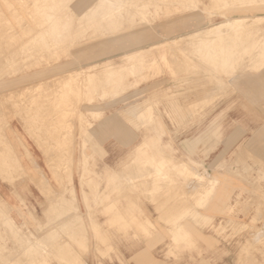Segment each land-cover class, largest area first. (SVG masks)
<instances>
[{"label":"rangeland","instance_id":"obj_1","mask_svg":"<svg viewBox=\"0 0 264 264\" xmlns=\"http://www.w3.org/2000/svg\"><path fill=\"white\" fill-rule=\"evenodd\" d=\"M100 1L0 0V102L7 100L4 106L0 103V111L6 113L0 112V126L5 124L0 127V182L4 185L0 190V264H264V152L255 136L264 127V96L255 97L253 88L234 79L244 76L254 87L260 81L264 89V55L246 58V62L240 54L243 44L236 36L215 46L228 54L225 50L224 54H198L188 42L177 49L166 47L155 52L156 60L144 64L136 75L130 73L120 81L112 77H95L89 82L74 79L65 89L57 87L64 68L55 71L80 54H98L102 45L126 35L162 32L185 20L217 24L225 20L223 13L230 17L264 15V0H123L126 9L119 10L121 15L107 19L104 16L115 11L114 6ZM138 3L141 6L136 8ZM38 5H47V14L55 17L52 27H45L48 16L39 12ZM90 9L96 10V18H88ZM249 30L252 34L247 39L259 40L264 47V20L258 17H248L223 31ZM6 32L13 34L11 39ZM9 40H13L10 46ZM122 53V49L112 53L113 61L120 62ZM80 60L81 65L87 64ZM4 81L10 84L2 86ZM43 86L54 92L50 94L51 101L57 98L54 103ZM12 93H16L13 98ZM44 103L54 105L52 111L47 105L42 107ZM42 108H48L50 115ZM144 141L147 151L135 154ZM154 160L166 164L158 170ZM196 173L203 174L202 178ZM215 177L219 179L216 183ZM43 183L50 189L45 184L43 188ZM52 211L60 216L53 218ZM74 223L79 224L76 230ZM180 225L189 232L185 236L189 239L175 237L174 230ZM53 228L59 230L54 229L56 236ZM22 240L30 243L26 246ZM38 253L42 254L39 258Z\"/></svg>","mask_w":264,"mask_h":264},{"label":"bare ground","instance_id":"obj_2","mask_svg":"<svg viewBox=\"0 0 264 264\" xmlns=\"http://www.w3.org/2000/svg\"><path fill=\"white\" fill-rule=\"evenodd\" d=\"M50 1V0H49ZM75 1V0H74ZM98 1H100V0H98ZM104 1H106V3L107 2H110L109 4H112L114 7V9H115V11H113V12H109L108 13V15H105L104 16V18L107 16H109L108 18H111V16L112 17H116L117 15H121L120 13H118L119 12V10L121 11L122 9V7H124L123 6V0H104ZM129 1V0H128ZM131 1V0H130ZM132 1H134V0H132ZM164 1H167V0H164ZM189 1H192V0H189ZM220 1H222V0H220ZM219 1V2H220ZM242 1V0H241ZM249 1H251V0H249ZM253 1V0H252ZM258 0H256V2H257ZM261 1V0H260ZM263 1V0H262ZM78 2V1H77ZM101 2V1H100ZM100 2H98V3H100ZM142 2V1H141ZM152 2V1H151ZM151 2L149 1V6L151 5ZM183 2V1H182ZM197 2V1H196ZM225 2V1H224ZM244 2L245 3H247V1L246 0H244ZM244 2H242L243 4H244ZM32 3H33V1H32ZM51 3V2H50ZM63 3V2H62ZM68 3V2H67ZM72 3H74V2H72ZM81 3V2H80ZM98 3H97V5H98ZM103 3V2H102ZM105 3V2H104ZM103 3V4H104ZM135 3V2H134ZM154 3V2H153ZM156 3H157V1H156ZM185 3H186V1H185ZM190 4H191V2H189ZM216 3V2H215ZM7 4V3H6ZM21 4V3H20ZM36 4V3H35ZM54 4V3H53ZM78 4V3H77ZM129 4V3H128ZM128 4H126L125 6L127 7V5ZM142 4H144L143 2H142ZM147 4V3H146ZM145 4V5H146ZM164 4H165V2H164ZM170 4V3H169ZM179 4H181V3H179ZM189 4V5H190ZM193 4V3H192ZM217 4V3H216ZM222 4H224V3H222ZM235 4V3H234ZM260 4V3H259ZM12 5V4H11ZM55 5V4H54ZM73 5V4H72ZM71 5V6H72ZM96 5V4H95ZM134 5V4H133ZM132 5V6H133ZM141 6V3L139 4L138 3V6H136V8L138 7H140ZM221 5V4H220ZM219 5V6H220ZM236 5V4H235ZM258 5V4H257ZM53 6V5H52ZM70 6V5H69ZM74 6V5H73ZM102 6V5H101ZM131 6V7H132ZM186 6H188V5H186ZM195 6V5H194ZM222 6V5H221ZM11 7H13V6H11ZM37 7H39L40 9H39V12H41V13H48V10H46V9H44L45 7H47V5H38ZM56 7V6H55ZM94 7V6H93ZM92 7V8H93ZM103 7V6H102ZM147 7V6H146ZM236 7V6H235ZM234 7V8H235ZM248 7V6H247ZM246 7V8H247ZM251 7V6H250ZM262 7V6H261ZM264 7V6H263ZM28 8V7H27ZM48 8V7H47ZM52 8V7H51ZM50 8V9H51ZM57 8V7H56ZM61 8V7H60ZM70 8H72V7H70ZM94 8H96V7H94ZM112 8V9H113ZM125 8V7H124ZM129 8V7H128ZM193 8V7H192ZM221 8V7H220ZM229 8V7H228ZM254 8V7H253ZM18 9V8H17ZM74 9V8H73ZM100 9V8H99ZM110 9V8H109ZM126 9V8H125ZM249 9V8H248ZM11 10H13V8L11 9ZM89 10V9H88ZM91 10V15L89 14L88 15V12H90V11H88V12H86L87 13V15L89 16L88 18H93L94 19V16L96 15V10L94 11H92V9H90ZM127 10H129V9H127ZM149 10V9H148ZM18 11V10H17ZM54 11V10H53ZM61 11H64V10H61ZM85 11V10H84ZM100 11V10H99ZM107 11V10H106ZM124 11V10H123ZM130 11H131V8H130ZM129 11V12H130ZM132 11H135L134 9L132 10ZM131 11V12H132ZM142 11V10H141ZM247 11V10H246ZM11 12V11H10ZM55 12H57V11H55ZM124 12H126V10L124 11ZM128 12V13H129ZM130 12V13H131ZM214 12V11H213ZM76 13V12H75ZM134 13V12H133ZM144 13V12H143ZM145 13H146V11H145ZM198 13H200V12H198ZM197 13V14H198ZM211 13H212V11H211ZM211 13H209V14H211ZM76 14H78V13H76ZM226 17H224L225 18V20H223V21H221V22H219V23H217V24H212V25H207L206 23L204 24V23H200V21L199 20H193V21H189V20H185V21H182V22H180V23H177V24H174V25H171L170 27H164L163 28V30H162V32L161 31H157L156 33L155 32H152V31H148V32H146V33H141L140 35H137V36H128V35H126V36H123V37H120V38H117V39H113L112 41H109L107 44H104V45H102V47H101V49L102 50H100V51H98V54H97V52H93V51H91V52H89V54L88 55H86L85 56V54H80V55H78L77 56V58L76 59H74L73 61H69V62H66V64H64V65H62V66H60V67H58V68H56L55 69V71H60V70H62L63 68V70H64V74H63V76L61 77L62 78V80H60L58 83H59V85L57 86V87H60V88H63V87H65V89H66V86L68 85V83H70V85H71V82H69V81H72V80H74V79H78L79 81H90L91 79H92V81H93V79L95 78V77H107V78H110V77H112V78H115L114 80H118V81H120V80H124V77H126L128 74H133V75H136L137 74V70L138 69H140L144 64H146V63H148V62H152L153 60H156L155 58H153V57H155L154 55L156 54L155 52H161L162 50H164L166 47H170L171 49L172 48H174V49H177L178 48V45L179 44H181L182 42H188V43H191L190 45H193V49H195V51L198 53V54H209V55H213L214 53H218V52H222L223 54H224V50L225 49H223L222 50V47L219 49V48H217V47H215V46H217L218 44H219V42L221 43V44H224V43H227L228 42V40L229 39H235V37H236V41H240L242 44H243V46H241V55L243 56L242 58H244V60L246 59V58H248V59H253V58H255V57H257V56H259V55H264V47H261V41H259V40H256V39H254V40H248L247 39V37H250V35L252 34V31H251V33H250V30L248 31V32H238L237 33V31H236V34H230V32H227V33H225L223 30L224 29H226L227 27H230L231 26V24H235V23H242V22H244V21H246V19L248 18V17H258L259 18V20H264V15H259V14H254V15H242V16H233V17H230V16H227V13H223ZM0 15H1V13H0ZM58 15V14H57ZM136 15V14H135ZM15 16V15H14ZM47 16H48V20H47V23H48V26H45V27H52V25H53V20H54V16H53V14H47ZM63 16V15H62ZM79 16H80V14H79ZM83 16V15H82ZM84 16H85V14H84ZM101 16V15H100ZM140 16V15H139ZM142 16V15H141ZM19 17V16H18ZM78 17V16H77ZM97 17H98V15H97ZM107 17H106V19H107ZM6 18V17H5ZM17 18V17H16ZM79 18V17H78ZM77 18V20H79V19H81V18H79L78 19ZM95 18H96V16H95ZM99 18V17H98ZM103 18V19H104ZM131 18V17H130ZM7 19V18H6ZM115 19H117V18H115ZM122 19V18H121ZM140 19V18H139ZM147 19V18H146ZM8 20V19H7ZM20 19L18 18V21H19ZM72 20V19H71ZM70 20V21H71ZM91 20V19H90ZM90 20H88L89 21V23H90ZM110 20V19H109ZM141 20V19H140ZM143 20V19H142ZM149 20V19H148ZM1 21V20H0ZM5 21V20H4ZM45 21H46V19H45ZM63 22H64V20H62ZM67 21H69V20H67ZM80 21H82V23H83V20H79V21H77L78 23L80 22ZM88 21H84V22H88ZM95 21V20H94ZM102 21V20H101ZM112 21V20H111ZM117 21V20H116ZM147 21V20H146ZM151 21H153V20H151ZM59 22V21H58ZM96 22V21H95ZM98 22H100V21H98ZM107 22H108V20H107ZM133 22H134V20H133ZM137 22V21H136ZM2 23V22H1ZM9 23H10V21H9ZM6 24L7 25V27H8V25H10V24ZM22 23H24V22H22ZM62 23V22H61ZM77 23V24H78ZM81 23V24H82ZM88 23V24H89ZM92 23V22H91ZM131 23V22H130ZM3 24V23H2ZM105 24V23H104ZM138 24V23H137ZM145 25H147L148 26V24H146V23H144ZM28 25V24H27ZM70 25V24H69ZM79 25V24H78ZM85 25V24H84ZM97 25V24H96ZM96 25H95V27H96ZM107 25V24H106ZM133 25V24H132ZM135 25V24H134ZM141 25V24H140ZM3 26V25H2ZM11 26V25H10ZM9 26V27H10ZM72 26V25H71ZM70 26V27H71ZM74 26V25H73ZM86 26V25H85ZM91 26H92V24H91ZM118 26V25H117ZM149 26H151V25H149ZM65 27L66 28H69V27H67L66 25H65ZM90 27V26H89ZM92 27H94V25L92 26ZM91 27V28H92ZM129 27V26H128ZM239 27H241V26H239ZM246 27V26H245ZM11 28V27H10ZM81 28V27H80ZM84 28V27H83ZM100 28V27H99ZM98 28V29H99ZM101 28H102V26H101ZM105 28V27H104ZM127 28V27H126ZM242 28V27H241ZM25 29V28H24ZM79 29V28H78ZM124 29V28H123ZM143 29V28H142ZM234 28H232V29H230V30H233ZM237 29V28H236ZM26 30V29H25ZM59 30V29H58ZM58 30H57V32H58ZM62 30V29H61ZM69 30V29H68ZM72 30V29H71ZM73 30H74V28H73ZM103 30V29H102ZM137 30V29H136ZM241 30V29H240ZM1 31H3V30H1ZM7 31V30H6ZM13 31H15V28H14V30ZM12 31V32H13ZM60 31V30H59ZM62 31H65V30H62ZM67 31V30H66ZM87 31V30H86ZM94 31V30H93ZM132 31V30H131ZM225 31H227V30H225ZM234 31V30H233ZM244 31V30H243ZM245 31H246V29H245ZM10 32H11V30H10ZM9 32V33H10ZM11 32V33H12ZM46 32V31H45ZM53 32V31H52ZM55 32V31H54ZM80 32V31H79ZM83 32V31H82ZM92 32V31H91ZM127 32V31H126ZM126 32H124V33H126ZM8 32H6V34H7ZM17 33V32H16ZM43 33V32H42ZM48 34H49V32H47ZM64 33V32H63ZM66 33V32H65ZM71 33H73V32H71ZM77 33V32H76ZM84 33H85V31H84ZM83 33V35H85ZM113 33H114V31H113ZM1 34H2V32H1ZM55 34H57V33H55ZM79 34V33H78ZM4 35V34H3ZM9 35V37H10V35H13V34H7V36ZM34 35H35V33H34ZM61 35H63V34H61ZM60 35V36H61ZM69 35V34H68ZM73 35V34H72ZM80 35V34H79ZM82 35V34H81ZM107 35V34H106ZM6 36V35H5ZM19 36V34L17 33V35H15V37L17 38ZM39 36V35H38ZM41 36V35H40ZM53 36V35H52ZM66 36V35H65ZM70 36V35H69ZM102 36H104V35H102ZM3 37V36H2ZM1 37V38H2ZM13 37V36H12ZM37 37V36H36ZM99 37H101V36H99ZM115 37V36H114ZM4 39H5V37H3ZM14 38V37H13ZM22 38V37H21ZM38 38V37H37ZM63 38V37H62ZM69 38H71V37H69ZM96 38V37H95ZM8 39H11V37L10 38H8ZM30 39V38H29ZM44 39V38H43ZM64 39V38H63ZM94 39V38H93ZM105 39V38H104ZM238 39V40H237ZM13 40H16V39H13ZM12 40V41H13ZM19 40V39H18ZM41 40V39H40ZM56 40H57V38H56ZM60 40V39H59ZM68 40V39H67ZM71 40V39H70ZM3 41V40H2ZM6 41V40H5ZM9 41H11V40H9ZM8 41V42H9ZM12 41L11 42H9V46L11 45V43H12ZM25 41H27V40H25ZM25 41H23V43L25 42ZM35 41V40H34ZM38 41V40H37ZM232 41V40H231ZM4 42V41H3ZM7 42V41H6ZM40 42V41H39ZM84 42H86V41H84ZM84 42L82 43V44H84ZM90 42V41H89ZM97 42V41H96ZM95 42V43H96ZM99 42V41H98ZM54 43V42H53ZM61 44H62V42H60ZM183 43V44H184ZM239 43V42H238ZM16 44L18 45V43L16 42ZM86 44H87V42H86ZM4 45V44H3ZM16 45V46H17ZM77 45V44H76ZM80 45V44H79ZM129 45V46H128ZM15 46V45H14ZM41 46V45H40ZM63 46V45H62ZM12 47H13V45H12ZM11 47V48H12ZM29 47V46H28ZM32 47V46H31ZM75 47H77V46H75ZM82 47V46H81ZM124 47H126L127 49H125ZM184 47V46H183ZM185 47H187L186 45H185ZM184 47V48H185ZM214 47H215V49H216V51H215V49H214ZM240 47V46H239ZM14 48V47H13ZM20 48V47H19ZM69 48V47H68ZM71 48V47H70ZM79 48V47H78ZM83 48H84V46H83ZM183 48V49H184ZM188 48V47H187ZM1 49V48H0ZM17 49V48H16ZM23 49H24V46H23ZM32 49V48H31ZM34 49V48H33ZM57 49V48H56ZM63 49V48H62ZM118 49H122L123 50V53H122V57H121V61L120 62H114L113 61V54L112 53H115ZM186 49V48H185ZM240 49V48H239ZM8 50V49H7ZM9 50H11V49H9ZM14 51H15V49H13ZM30 50V49H29ZM125 50V51H124ZM237 50H238V48H237ZM2 51V50H1ZM18 51H19V49H18ZM18 51H16V52H18ZM48 51V50H47ZM73 51V50H72ZM193 51L194 50H192V53H193ZM194 51V52H195ZM204 51V52H203ZM13 52V51H12ZM11 52V53H12ZM20 52H21V50H20ZM23 52V51H22ZM44 52V51H43ZM10 53V54H11ZM40 53V52H39ZM45 53V52H44ZM50 53V52H49ZM174 53V52H173ZM178 53V52H177ZM225 53H226V50H225ZM1 54V53H0ZM9 54V51H8V53H7V55ZM16 54V53H15ZM20 54V53H19ZM97 54V55H96ZM197 54V55H198ZM226 54H228V53H226ZM51 55V54H50ZM196 55V54H195ZM13 56V55H12ZM19 56V55H18ZM82 56H85L84 58L82 57ZM175 56H177L176 54H175ZM3 57H7V56H3ZM14 57V56H13ZM50 57V56H49ZM202 57V56H201ZM200 57V58H201ZM203 57H204V55H203ZM202 57V58H203ZM2 58V57H1ZM38 58V57H37ZM177 58V57H176ZM206 58V57H205ZM214 58V57H213ZM221 58H222V55H221ZM80 59H84V61H86L87 62V64L85 65V66H83V65H81L80 64V62H81V60ZM178 59V58H177ZM223 59V58H222ZM258 59V58H257ZM6 60H8V59H6ZM224 60V59H223ZM247 60V59H246ZM245 60V61H246ZM39 61V60H38ZM37 61V62H38ZM175 61V60H174ZM208 61V60H207ZM210 61H211V58H210ZM217 61H219V60H217ZM216 61V62H217ZM241 61V60H240ZM254 61V60H253ZM257 60H255V62H256ZM7 62V61H6ZM5 62V63H6ZM246 62H248V61H246ZM240 63H242L243 64V66H244V62L243 61H241ZM241 64V65H242ZM248 64V63H247ZM1 65V64H0ZM24 65V64H23ZM79 66V67H78ZM80 66H82V67H80ZM214 66V65H213ZM9 67V66H8ZM215 67V66H214ZM246 67V66H245ZM14 68V67H13ZM19 68V67H18ZM21 68V67H20ZM6 69V68H5ZM7 71H8V69H7ZM13 71V70H12ZM10 72V71H9ZM26 77H23L22 79H20V81L21 80H23V79H25ZM258 78V77H257ZM97 79V78H96ZM101 79V78H100ZM234 79H239L240 80V83H242V84H245V85H249L248 87H250V88H253V90H254V92H255V97H259V98H263V96H264V93H263V91H264V89L263 88H261L260 87V85H261V82L259 81V82H256L255 81V87L254 86H251V84H253L252 82H250V81H248V80H245V78H244V76H238L237 78H234ZM4 80V79H3ZM102 80V79H101ZM78 81V82H79ZM41 82V81H40ZM53 82V81H52ZM52 82H50V83H52ZM73 82V81H72ZM75 82H77V81H75ZM107 81H105V83H106ZM57 83V82H56ZM92 83V82H91ZM90 83V84H91ZM262 83L264 84V81H262ZM8 84H10V82H8V81H4L3 83H2V86H7ZM41 84V83H40ZM43 84H44V82H43ZM98 84H100V83H98ZM44 85H46V83L44 84ZM56 85V84H55ZM27 85H25V87H26ZM30 86V85H29ZM46 86H48V84L46 85ZM51 86H52V84L50 85V88H51ZM40 87V86H39ZM56 87V88H57ZM27 88V87H26ZM37 88V87H36ZM43 89L45 88V86H43L42 87ZM49 88V89H50ZM53 88H55V87H52V89ZM29 89V87L27 88V90ZM31 89V88H30ZM29 89V90H30ZM47 89H48V87H47ZM48 89V90H49ZM14 90V89H13ZM13 90H11V92L13 91ZM20 90H22V89H20ZM28 90V91H29ZM45 90H46V88H45ZM44 90V91H45ZM57 90V89H56ZM67 90H68V88H67ZM67 90H64V92L65 91H67ZM23 91V90H22ZM60 91H63V90H61L60 89ZM60 91H55V92H60ZM11 92H10V98H11ZM13 92H15V91H13ZM32 92V91H31ZM31 92H30V95H31ZM46 92H48V93H46ZM46 92H45V94H48L49 95V97H48V95H47V97L48 98H50V101H51V99H52V97H50L51 95V92L52 93H54L52 90L50 91V93H49V91H47L46 90ZM64 92H63V97H62V99L64 100ZM72 92V91H71ZM26 93V92H25ZM28 93V92H27ZM41 93H43V91L41 90ZM39 94V93H37L36 92V94H39V95H42V94ZM87 93V92H86ZM89 93V92H88ZM92 93V92H91ZM13 94V93H12ZM19 94H20V92H19ZM60 94V93H59ZM1 95V94H0ZM15 95H16V93H15ZM15 95L13 94V96H12V98L13 97H15ZM27 95V94H26ZM28 95H29V93H28ZM29 95V97H33V94L30 96ZM34 95H35V91H34ZM44 95V94H43ZM42 95V96H43ZM52 95H54V94H52ZM61 96H62V93L60 94ZM66 95V94H65ZM76 95H78V94H76ZM20 96V95H19ZM36 96V95H35ZM56 96V95H55ZM75 96V95H74ZM4 97V96H3ZM28 97V96H27ZM43 97H45V95L43 96ZM83 97V96H82ZM85 97V96H84ZM249 97H251V95L249 96ZM0 98H2V97H0ZM6 98V97H5ZM46 98V97H45ZM58 98H59V96H58ZM79 98V97H78ZM41 99V98H40ZM55 99H57V98H55ZM55 99H53V101L55 100ZM66 99V98H65ZM252 99V98H251ZM5 100V99H4ZM17 100V99H16ZM60 100V99H59ZM90 100V99H89ZM2 101V100H1ZM7 100H5V102H6ZM12 101H15V100H12ZM53 101H51V103H54ZM79 101V100H78ZM83 101V100H82ZM84 101H86V100H84ZM3 102V101H2ZM4 102V103H5ZM10 102V101H9ZM8 102V103H9ZM32 102V101H31ZM34 102V101H33ZM66 102V101H65ZM75 102V101H74ZM150 102V101H149ZM1 103V102H0ZM3 103V104H4ZM49 103V102H48ZM67 103H68V101H67ZM151 103V102H150ZM261 103V102H260ZM2 104V103H1ZM0 104V105H1ZM2 104V105H3ZM5 104H7V102L5 103ZM23 104V103H22ZM40 105L41 104H43V103H39ZM45 104V103H44ZM68 104H71V103H68ZM68 104H66L67 106H68ZM75 104H77L76 102H75ZM74 104V105H75ZM38 105V104H37ZM47 104H45V105H42V107L43 106H46ZM73 105V104H72ZM71 105V106H72ZM147 105H148V103H147ZM4 106V105H3ZM3 106H2V108H3ZM25 106V104L23 105V107ZM52 106H54V105H52L51 104V106L50 107H52ZM71 106H70V108H71ZM203 106V105H202ZM12 107V106H11ZM35 107V106H34ZM39 107V106H38ZM47 107H49L48 105H47ZM49 107V108H50ZM69 107V106H68ZM73 107V106H72ZM6 108H8L7 107V105H6ZM33 108V107H32ZM54 108H57V107H54ZM64 108H66V106H64ZM75 108V107H74ZM10 109V108H9ZM39 109H40V107H39ZM44 109V111H48V108H46V110H45V108H42V110ZM51 109V110H50ZM49 110L50 111H52V108H50ZM66 109H68V108H66ZM30 110H31V108H30ZM38 110V109H37ZM42 110H40V111H42ZM54 110L55 109H53V112H54ZM69 110V109H68ZM71 110V109H70ZM74 110V109H73ZM72 110V111H73ZM1 111H3L4 113H5V111L2 109ZM0 111V112H1ZM29 111V110H28ZM46 111V113L45 114H47L48 112ZM56 111V110H55ZM60 111V110H59ZM135 111V110H134ZM146 111V110H145ZM194 111V110H193ZM196 111V110H195ZM30 112V111H29ZM53 112H51V114L53 113ZM71 111H69L68 113H70ZM9 113V112H8ZM44 113H43V116H44ZM66 113H67V111H66ZM80 113H81V111H80ZM119 113V112H118ZM133 113V112H132ZM13 114L15 115V113L13 112ZM53 114H55V113H53ZM72 114V113H71ZM5 115H6V113H5ZM28 115H30L29 113H28ZM48 115H50V113H48ZM123 115V114H122ZM0 116H1V113H0ZM52 116V115H51ZM133 116H134V114H133ZM36 117V116H35ZM34 117V118H35ZM70 117V116H69ZM125 117H127V116H125ZM4 118V117H3ZM45 118V117H44ZM123 118H124V116H123ZM128 118V117H127ZM42 119H43V117H42ZM52 119V118H51ZM66 119H68V118H66ZM126 119V118H125ZM46 120V119H45ZM74 120V119H73ZM128 120V119H127ZM126 120V121H127ZM66 121H68V120H66ZM1 122V121H0ZM48 122H49V119H48ZM51 122V121H50ZM64 122V121H63ZM72 121H69V123H71ZM130 122V121H129ZM10 123V122H9ZM65 123V122H64ZM67 123V122H66ZM2 124V123H1ZM6 124H7V122H6ZM131 124V123H130ZM5 124L3 123V125H1L2 127L4 126ZM8 125V124H7ZM0 126V127H1ZM9 126V125H8ZM7 126V127H8ZM46 126H47V124H46ZM49 126V125H48ZM1 127V128H2ZM10 127V126H9ZM56 127V126H55ZM133 127H135L134 125H133ZM3 128H5V127H3ZM50 129V128H49ZM61 130H63V129H61ZM72 131H73V129H72ZM51 132H54V131H51ZM68 133V132H67ZM72 132H70V134H71ZM61 134V133H60ZM3 135V134H2ZM71 136V135H70ZM256 136V139H258L259 141H260V148L263 150V152H264V127H262L258 132H257V134L255 135ZM2 139H3V137H2ZM55 139V138H54ZM53 139V140H54ZM4 141V140H3ZM49 141V140H48ZM53 142V141H52ZM51 142V143H52ZM48 143V142H47ZM25 145V144H24ZM147 145V143L144 141L143 143H140L139 145H137V147L135 148V154H137V155H140V154H143V153H145L147 150H146V148H145V146ZM49 146V145H48ZM47 146V147H48ZM25 147V146H24ZM70 148V147H69ZM259 148V147H258ZM66 149V148H65ZM241 149V148H240ZM51 150H52V148H51ZM73 150V149H72ZM63 151H64V149H63ZM68 151V150H67ZM54 153V152H53ZM50 154V153H49ZM52 154V153H51ZM50 154V155H51ZM82 154H84V153H82ZM60 155V154H59ZM52 156V155H51ZM64 156H65V154H64ZM73 156V155H72ZM72 156H71V159H72ZM66 157H68V155L66 156ZM69 157H70V155H69ZM68 157V158H69ZM62 158V157H61ZM70 159V158H69ZM69 159L68 160H66V158H65V160L66 161H69ZM33 161V160H32ZM192 161V160H191ZM34 162V161H33ZM61 162V161H60ZM71 161H69V163H70ZM176 162V161H175ZM5 163H8V162H5ZM19 163V162H18ZM65 164H67V166H68V163H66V162H64ZM9 164H10V162H9ZM35 164V163H34ZM33 164V165H34ZM57 165V162L56 163H54V165ZM64 164V165H65ZM154 164H155V166L156 167H158V170H161L160 169V167L162 166V165H165L166 163L164 162V161H162V160H154ZM4 165V164H3ZM2 165V166H3ZM13 165V164H12ZM21 165V164H20ZM31 165H32V163H31ZM32 165V166H33ZM62 165V164H61ZM70 165L71 164H69V168H68V172H69V169H70ZM86 165V164H85ZM147 165V164H146ZM149 165V164H148ZM66 166V165H65ZM83 166H84V164H83ZM199 166V165H198ZM20 167V166H19ZM34 167V166H33ZM61 167V166H60ZM135 167V166H134ZM163 167V166H162ZM9 168V167H8ZM12 168V167H11ZM36 168H38V167H36L35 166V169ZM56 168V167H55ZM59 168V167H58ZM65 168V167H64ZM63 168V169H64ZM85 168V167H84ZM150 168V167H149ZM233 168V167H232ZM3 169V168H2ZM24 169V168H23ZM39 169V168H38ZM236 169V168H235ZM247 169V168H246ZM7 170V169H6ZM5 170V171H6ZM40 170V169H39ZM58 170V169H57ZM67 169H65V171H66ZM142 170L144 171V169L142 168ZM207 170V169H206ZM5 171H4V173H5ZM54 171V170H53ZM237 171V170H236ZM38 172H40V171H38ZM58 172V171H57ZM71 172V171H70ZM234 172V171H233ZM54 173V172H53ZM145 173V172H144ZM163 173V172H162ZM206 173H209V172H206ZM6 174H8V173H6ZM66 174H67V171H66ZM41 175V174H40ZM55 175H57L58 176V174H55ZM54 175V176H55ZM71 175V174H70ZM208 175V174H207ZM195 176H197L198 178H202V176H203V174H200V173H196L195 174ZM40 177H42V176H40ZM70 177V176H69ZM30 178V177H29ZM35 178H37L38 179V177H35ZM45 178V177H44ZM57 178V177H56ZM247 178V177H246ZM31 179V178H30ZM41 179H43V178H41ZM187 179V178H186ZM193 178L191 177V181H193L192 180ZM45 180H47V179H45ZM57 180V179H56ZM113 180V179H112ZM188 180H190V179H188ZM187 180V181H188ZM219 179L218 178H214L213 179V182L214 183H216L217 181H218ZM36 181V180H35ZM38 181V180H37ZM42 181V180H41ZM168 181V180H167ZM167 181H165V182H167ZM189 182V181H188ZM161 183H162V181H161ZM192 183H195V181L194 182H192ZM44 184L45 183H43V185H42V187L44 186ZM166 184V183H165ZM188 184V183H187ZM187 184H185L186 186H187ZM189 184H191L190 182H189ZM188 184V185H189ZM45 185H47V183L45 184ZM162 185V184H161ZM192 186H195L196 185V183H195V185L194 184H191ZM190 185V186H191ZM27 186V185H26ZM49 185H47V188H49L50 189V187H48ZM141 186V185H140ZM119 187V186H118ZM117 187V188H118ZM121 187V186H120ZM187 187H189V186H187ZM44 188V187H43ZM46 188V187H45ZM122 188V187H121ZM186 188V187H185ZM190 188V187H189ZM189 188H187V189H189ZM260 188V187H259ZM120 189V188H119ZM141 189H142V187H141ZM47 190V189H46ZM73 191V194L76 196V191H75V189L73 188L72 189ZM121 190V189H120ZM194 190V189H193ZM48 191V190H47ZM46 191V192H47ZM51 191V190H50ZM189 191V190H188ZM244 191V190H243ZM49 193H53L52 191L51 192H49ZM121 193V192H120ZM248 193H250V192H248ZM144 194V193H143ZM53 195H55L54 193H53ZM262 195V194H261ZM50 198H52L53 196L50 194ZM48 198V197H47ZM54 198V197H53ZM49 199V198H48ZM54 200V199H53ZM56 201H58L57 199H55ZM55 201V202H56ZM83 201L86 203V201H87V193H86V191H84L83 192ZM52 202V201H51ZM61 202H64V201H61ZM59 203V202H58ZM1 204V203H0ZM3 204V203H2ZM5 204V203H4ZM54 204H56V203H54ZM66 204V203H65ZM263 204V203H262ZM2 206V205H1ZM0 206V207H1ZM52 206H54V208L56 207L55 205H52ZM52 206H51V208H52ZM59 206H61L60 208H62L63 207V204H61L60 203V205ZM47 208V207H46ZM56 208H58V206L56 207ZM59 208V209H60ZM64 208H65V210L66 211H68L67 209H66V207L64 206ZM2 209H3V207H2ZM6 209V208H5ZM5 209H4V212H5ZM53 209V208H52ZM51 209V210H52ZM63 209V208H62ZM77 209V208H76ZM243 209V208H242ZM45 210H47V209H45ZM44 210V211H45ZM54 210V209H53ZM141 210V209H140ZM245 210V209H244ZM61 211V210H60ZM64 210H62V212H63ZM66 211H64V212H66ZM71 210H69V212H70ZM53 212V211H52ZM55 212V211H54ZM53 212V213H54ZM56 212H58L57 211V209H56ZM62 212H59L60 214L62 213ZM63 212V213H64ZM5 213H7V212H5ZM46 213V212H45ZM51 213V212H50ZM50 213H47V216H51V214ZM68 212H66V214H67ZM74 213H75V211H74ZM50 214V215H49ZM56 213H54V215H55ZM66 214H64V216L66 215ZM70 214V213H69ZM57 215L58 216H60L59 214H56V216H54L53 218H55V217H57ZM247 215V214H246ZM46 216V217H47ZM69 216V215H68ZM94 216V215H93ZM52 217V216H51ZM76 217V216H75ZM74 217V218H75ZM59 218V217H58ZM57 218V219H58ZM62 218V217H61ZM60 218V219H61ZM63 218H66V217H63ZM79 218V217H78ZM49 219V218H48ZM60 219H58V220H60ZM70 219V218H69ZM7 220V219H6ZM52 220H54V219H52ZM62 220V219H61ZM78 219H76L75 221H77ZM48 221V220H47ZM51 219H49V221L47 222L48 224H50L51 222ZM72 221H73V218H72ZM227 221V220H226ZM6 222V221H5ZM38 222H39V220H38ZM50 222V223H49ZM55 222H57V220L55 221ZM66 222V221H65ZM64 222V223H65ZM67 222H69V221H67ZM67 222L65 223V224H67ZM71 222V221H70ZM69 222V223H70ZM74 222V221H73ZM80 221H78V223H79ZM69 223H68V229H69V227L71 226V225H69ZM78 223H74V225L73 226H75V225H77ZM240 223V222H239ZM53 224H55V223H53ZM81 224V223H80ZM263 224V223H262ZM9 225V224H8ZM50 225H52V224H50ZM50 225H49V227H50ZM79 225V224H78ZM78 225H77V229H78ZM47 226V225H46ZM245 226V225H244ZM43 227V229H45L44 227L45 226H42ZM42 227H40V228H42ZM48 228V227H47ZM65 228V227H64ZM85 228V227H84ZM244 228V227H243ZM260 228V227H259ZM264 228V227H263ZM54 229L55 228H53L52 230H53V233H54ZM57 229V228H56ZM55 229V230H56ZM71 229V228H70ZM5 230V229H4ZM7 230V229H6ZM49 230H51V229H49ZM51 230V231H52ZM75 230H76V226H75ZM81 230H82V228H81ZM81 230H80V232H81ZM57 231H59L58 229H57ZM56 231V232H57ZM71 231H72V229H71ZM175 237L176 238H178L179 236H183V238L185 239V238H188V237H185V236H189L190 234H189V232L187 231V230H185V227L183 226V225H180V226H178L177 228H175ZM47 232V231H46ZM45 232V233H46ZM50 232V231H49ZM66 232V231H65ZM75 232V231H74ZM82 232H84V229H83V231ZM51 233V232H50ZM59 233V236L61 235L60 234V232H58ZM57 233V234H58ZM67 233V232H66ZM40 234V233H39ZM24 235V234H23ZM37 235H38V233H37ZM40 235H42V234H40ZM39 235V236H40ZM44 235V234H43ZM42 235V236H43ZM53 235H55V233L53 234ZM47 236H49V235H46V238H47ZM56 236V235H55ZM261 236V235H260ZM15 237V236H14ZM44 237V236H43ZM63 237V236H62ZM27 238V240H28V238L29 237H26ZM38 238H42V237H38ZM45 238V239H46ZM50 238V237H49ZM52 238H54V237H52ZM56 238V237H55ZM54 238V239H55ZM259 238V237H258ZM9 239H10V237H9ZM22 239V238H21ZM43 240H44V238H42ZM53 239V240H54ZM58 239V238H57ZM154 239V238H153ZM155 239H157V238H155ZM154 239V240H155ZM162 239V238H161ZM189 239V238H188ZM24 240V239H23ZM23 240H22V242H23ZM27 240H25V242H23L24 244L26 243V241ZM52 240V239H51ZM62 240V239H61ZM160 240V239H159ZM263 240V239H262ZM21 241V240H20ZM49 241V240H48ZM60 241V240H59ZM59 241H56L57 243L59 242ZM63 241V240H62ZM64 241H66L65 240V238H64ZM64 241H63V243H64ZM248 241V240H247ZM29 243H30V241H28ZM27 242V243H28ZM46 242V241H45ZM156 242V241H155ZM253 243L255 242V241H252ZM259 242V241H258ZM22 243V244H23ZM27 243L25 244L26 246H27ZM36 243V242H35ZM38 243V242H37ZM36 243V244H37ZM49 242H47V244H48ZM69 243V242H68ZM216 243V242H215ZM13 244V243H12ZM20 243L18 242V245H19ZM34 244V243H33ZM49 244H52V246H54L53 244L54 243H49ZM60 244V243H59ZM252 244V243H251ZM38 245H39V243H38ZM37 245V246H38ZM56 245V244H55ZM64 246L63 247H65V243L63 244ZM25 246V247H26ZM32 246V245H31ZM31 246H29V247H31ZM33 246H35V245H33ZM40 246H42L41 244H40ZM40 246H38V247H40ZM60 246V245H59ZM68 246V245H67ZM66 246V247H67ZM152 246H154V245H152ZM21 247H23V246H21ZM50 247V246H49ZM57 247V246H56ZM69 247V246H68ZM37 248V247H36ZM46 248V247H45ZM52 248V247H51ZM58 248V247H57ZM57 248H55V249H52V250H56L57 251ZM33 249V248H32ZM32 249H29V251L31 250L32 251ZM67 249V248H66ZM21 250H23V248L21 249ZM21 250H19V251H21ZM35 250V249H34ZM33 250V251H34ZM72 250V249H71ZM261 250V249H260ZM18 251V252H19ZM27 251V250H26ZM37 251H38V249H37ZM61 251V250H60ZM64 251H65V249H64ZM17 252V253H18ZM49 252V251H48ZM58 252H59V248H58ZM63 252V251H62ZM61 252V253H62ZM75 252V251H74ZM6 253H8V252H6ZM5 253V254H6ZM11 253V252H10ZM32 253H35V252H32ZM57 253V252H56ZM65 253V252H64ZM15 254V253H14ZM24 254V253H23ZM28 254V253H27ZM31 254V252L29 253V255ZM39 254L40 253H38L37 254V257L39 258ZM66 254L68 255V253L66 252ZM10 254H8V256H9ZM13 255V253H11V256ZM32 255V254H31ZM40 255H42V254H40ZM7 256V257H8ZM28 256V255H27ZM65 256V255H64ZM71 256V255H70ZM70 256H68V257H70ZM75 256V255H74ZM251 256V255H250ZM10 257V256H9ZM8 257V258H9ZM28 257H31L32 258V256H28ZM35 258H36V256H34ZM6 258V257H5ZM34 259V258H33ZM9 260V259H8ZM11 260V259H10ZM203 260V259H202ZM256 261V260H255ZM3 262V261H2ZM20 262H21V260H20ZM140 262V261H139ZM199 263H201V262H199ZM248 264V263H247ZM259 264V263H258Z\"/></svg>","mask_w":264,"mask_h":264},{"label":"crops","instance_id":"obj_3","mask_svg":"<svg viewBox=\"0 0 264 264\" xmlns=\"http://www.w3.org/2000/svg\"><path fill=\"white\" fill-rule=\"evenodd\" d=\"M3 187H4V185L0 182V190L4 189Z\"/></svg>","mask_w":264,"mask_h":264}]
</instances>
